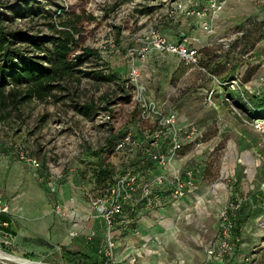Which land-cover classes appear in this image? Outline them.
I'll return each mask as SVG.
<instances>
[{
	"label": "rangeland",
	"instance_id": "1",
	"mask_svg": "<svg viewBox=\"0 0 264 264\" xmlns=\"http://www.w3.org/2000/svg\"><path fill=\"white\" fill-rule=\"evenodd\" d=\"M22 1L0 0V14L10 17L13 8L25 7ZM35 1L38 14L6 21L8 29L55 39L68 29L62 24L75 21L79 34L75 35L73 59L84 48L98 50L103 57L77 66L74 77L61 81L47 99L12 104L6 116L0 115V200L10 205L14 196L27 190L29 181H36L30 186L32 193L41 182L43 200L53 206L57 200L62 203L58 190L66 183L60 185V181L69 178L82 183L78 196L84 198L87 192L92 204L93 195L120 173L139 172L149 166L143 158L149 122L141 118L137 87L129 80L130 71L136 68L148 101L161 113L175 111L179 128L195 126L203 131L202 142L185 145L174 154L170 170L193 169L194 192L225 184L230 200L237 197L249 201L255 209L254 219L249 221L254 227L245 236L247 242L239 249L236 264H242L247 256L256 259L254 264H264V138L255 131L250 118L251 109L264 102V0H226L224 9L206 21L174 16L177 0ZM197 3L201 6L202 1ZM204 22L211 26V34ZM151 31L174 44L186 42L201 50V66L156 52L130 58L128 52L141 50V40ZM245 43L253 45V53L245 52ZM46 45L50 49L54 42ZM234 69L237 82L224 86L222 79ZM7 88H11L10 83ZM92 103L95 110L89 117L79 112ZM256 116L263 117L264 109ZM126 133L135 137L133 150L114 149L110 153L109 147ZM160 152L170 156L167 146ZM27 157L38 160L41 166L34 169L25 161ZM104 168L112 172L97 180L98 171ZM197 204L187 208L191 215L183 219L187 223L178 218L188 233L176 239L190 246L201 244L205 250L214 230L208 219L193 217ZM40 207L41 203L32 205L33 217L40 214ZM3 238L0 233V253L12 256ZM166 244L163 249L170 252L171 246ZM0 264L19 263L0 259Z\"/></svg>",
	"mask_w": 264,
	"mask_h": 264
},
{
	"label": "crops",
	"instance_id": "2",
	"mask_svg": "<svg viewBox=\"0 0 264 264\" xmlns=\"http://www.w3.org/2000/svg\"><path fill=\"white\" fill-rule=\"evenodd\" d=\"M201 1L199 8L207 4L206 0ZM42 179L43 183L45 179ZM35 182L29 181L27 190L14 196L10 205L7 203L9 212L1 216L2 232L9 235L1 239L9 248L7 253L47 264H102L106 260L107 225L86 195L84 198L78 196L77 189L83 187L82 183H73L69 178L60 181V185L66 183L58 190L63 201L57 200V204L51 206V201L43 200L45 194L39 187L41 182H37L35 194L32 193L30 186ZM202 190L192 191L180 201H159V205L151 210L128 209L119 216V224L124 228L116 235V264H205L207 249L220 233L219 214L231 195L225 184ZM196 202L199 204L195 206L193 217L198 216L203 221L208 219L207 224L214 230L213 240L205 250L201 244L190 246L177 240L178 235L188 233L180 220L191 217L187 208ZM38 203H41L40 214L33 217L32 205ZM71 216L72 219H68ZM164 243L171 246L170 252L163 249Z\"/></svg>",
	"mask_w": 264,
	"mask_h": 264
},
{
	"label": "built area",
	"instance_id": "3",
	"mask_svg": "<svg viewBox=\"0 0 264 264\" xmlns=\"http://www.w3.org/2000/svg\"><path fill=\"white\" fill-rule=\"evenodd\" d=\"M206 3V6L199 8L197 0H177L173 6L172 14H174V16L181 15L206 21L208 17L220 13L224 9L227 1L206 0ZM185 5H188L187 9H185ZM203 26L209 34L212 33L211 26L208 25L207 22H204ZM141 43V50H130L128 52L130 58H134L135 55L144 56L156 52L177 56L182 61L192 66L198 67L199 65L198 50L187 45L186 42L174 44L155 31H151L145 39L141 40ZM139 76L138 69L133 68L130 71L129 80L130 83L135 84L137 87L136 100L141 106L142 120L156 123V128L152 135L153 142L151 146L157 147L158 141L168 134L171 139L170 156L157 153L150 155L152 160L164 171L163 174L156 176L151 181H147L143 177L140 178L131 172H127L102 190L98 196L93 197L92 206L95 212L104 218L107 225L105 249L106 264H116V244L113 239V230L115 229V219L118 215L122 214L125 206L129 204L132 206L143 204L145 210L153 209L157 204L156 201L160 199V197L158 198L157 196V190L161 187H166L168 189L169 200L171 201H180L190 192L196 190V179L193 169L170 170V165L172 157L182 149L184 142L197 143V141L203 139V135L195 126L179 128V117L175 111L166 114L161 113L155 103L146 99V89L138 83ZM208 101L210 105L213 104L212 96H209ZM253 127L255 131L264 138V116L256 119L253 123ZM132 138V134H127L118 145L117 150L133 146L134 143ZM25 161L35 168L41 166L38 160L30 157H27ZM241 206L242 200L233 197L227 206L220 212V233L211 247L207 249V261L205 264H225L226 257L230 254L232 249L230 240L235 228L231 213L240 210ZM57 210H59V208H57ZM8 212L9 206L0 200V233L2 234L4 224L1 221V216ZM3 235L6 237L9 236L6 233ZM248 260L249 259H247V261ZM22 261L23 262L19 264H45L32 262L27 259H22Z\"/></svg>",
	"mask_w": 264,
	"mask_h": 264
},
{
	"label": "trees",
	"instance_id": "4",
	"mask_svg": "<svg viewBox=\"0 0 264 264\" xmlns=\"http://www.w3.org/2000/svg\"><path fill=\"white\" fill-rule=\"evenodd\" d=\"M22 2H24V5L26 4L25 7L19 6L17 8H13L11 10L10 17H4V13L0 14V115L4 116H6V114L9 112L12 104H14V106H18L23 102L25 103L26 101H29L33 98H36L41 101L47 99L52 95V92L61 81L74 77V70L77 66H80L81 64H83V62L88 61L90 59L101 60L103 57L98 50L84 48L82 49L83 53L73 59V47H77L75 35L79 34V31L77 29V22L75 21L62 24V26L68 29L62 30L59 33L60 36L55 39L47 37V35H34L24 30L8 29L6 25V23L8 22L6 21L14 22V19L16 18L31 15L34 16L38 14V2H36L35 0H23ZM52 42H54V45L49 49L46 44ZM245 52L253 53V45L245 43ZM44 53L49 54L43 58L41 55ZM198 53V66H201V50H198ZM234 72L235 69L230 73V75L222 79L221 83L224 86H229L233 82H237L236 78H234ZM101 78L107 79L102 76ZM112 78L113 77L110 76V79H108L111 80ZM8 83H10L11 86L9 90L7 88ZM239 87L242 88L241 83H239ZM124 88L128 89L126 87ZM261 109H264V102L262 104H259V108L251 109L250 118L254 121L260 118L256 115L261 111ZM94 110L95 105L92 103L82 106L79 112L89 117ZM1 118L2 117H0V119ZM148 125L149 129L146 130L147 145L146 150H144L143 158L149 163V166L141 168V171L139 172H128H131L140 178L143 177L147 181H151L156 176L163 174L164 171L161 167L157 165V163H155V161L152 160L150 155L153 153L161 154L160 149L162 148V150H164L166 146L170 150L171 139L170 136L167 134L158 141L157 147H152V135L155 131L156 123L149 122ZM199 131L203 135V131H201V129H199ZM127 134L128 133L123 135L114 147H109L108 150L110 153L113 152L114 149L120 152L133 150V148L136 146V142L134 140L135 137L133 136V134L132 140L134 145L123 148L121 150H117L118 145L121 143V141ZM202 140L197 141V143L184 142L182 149L185 145H197L202 142ZM148 167L151 169L147 170ZM111 172L112 171H110V169L108 170L105 168L103 169V171H98L97 180L105 177L107 178V175L109 177ZM125 173H120L108 184H105L106 186L104 185L105 187L97 191V194L93 196H98L102 190H104L110 184L114 183L118 177L122 176ZM87 196H89V194H87ZM157 196L158 198L160 197V199L162 197V199H159V201L168 202V189L166 187L158 188ZM159 201H156L157 204L155 202L156 206L159 205ZM128 209H144V205L140 204L137 206H132L129 204L124 207L122 214L118 215L115 219V229L113 230L114 241L116 240L117 232L124 228L122 227L123 225L119 224L120 222L118 221V217L123 215ZM254 210V207L249 204V201L242 200V206L240 210L231 213L235 228L233 236L230 240L232 249L230 254L226 257L225 264L237 263L238 257L240 255L239 249L243 248V246L247 242L245 236L254 227L250 226L249 224V221H252V218L254 219ZM247 259L249 260L247 261ZM255 261L256 259H250L249 256H247L245 260H243L242 264H254ZM106 262L107 261L104 259L102 264H106Z\"/></svg>",
	"mask_w": 264,
	"mask_h": 264
},
{
	"label": "bare ground",
	"instance_id": "5",
	"mask_svg": "<svg viewBox=\"0 0 264 264\" xmlns=\"http://www.w3.org/2000/svg\"><path fill=\"white\" fill-rule=\"evenodd\" d=\"M0 259H5L7 261L18 262V263H22L23 262L21 258L5 255V254H2V253H0Z\"/></svg>",
	"mask_w": 264,
	"mask_h": 264
}]
</instances>
